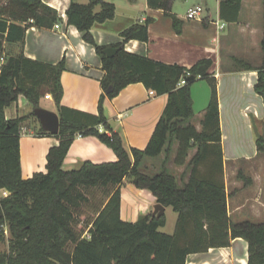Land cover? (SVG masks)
<instances>
[{
	"label": "trees",
	"instance_id": "16d2710c",
	"mask_svg": "<svg viewBox=\"0 0 264 264\" xmlns=\"http://www.w3.org/2000/svg\"><path fill=\"white\" fill-rule=\"evenodd\" d=\"M173 1L147 0L149 7L163 9L177 24V17L171 12ZM241 3L242 0H222L221 14L228 6L232 19H237ZM98 6L101 9L96 11ZM115 15V3L107 0H71L67 9L68 24L76 26L102 58L105 75L101 80L104 93L99 114L61 103L64 60L51 64L30 58L23 50L17 54L9 51L0 66V189L9 192L0 198V242L8 241V249L0 250V264H188L190 254L230 246L238 237L248 242V264H264V220L234 221L229 214L218 88L216 80L209 76L213 61L204 58L187 68L127 51L123 42L111 45L119 50L109 57L104 53L108 46L96 42L92 27ZM59 20L58 11L43 0H8L0 7V58L8 45L20 44L23 48L31 25L51 28ZM151 22L148 17L144 23L124 29V42L149 41ZM262 49L264 53V39ZM236 64L258 71L255 89L264 96V57L257 68L240 59H236ZM189 75L207 78L211 84L201 130L191 121L195 114L191 85L196 79L181 84ZM137 82L156 95L167 94L168 102L146 148L128 149L121 133L108 122L104 100ZM45 86L54 97L61 124L56 135L42 126L40 133L57 137L59 144L47 153L46 172L24 178L21 129L36 115L31 111L8 119L6 108L23 95L34 110L41 106V90ZM77 134L97 136L114 150L117 160H84L76 168L64 169ZM176 142L175 162L186 165L187 178L185 174L179 178L168 168ZM256 143L258 151H264L263 135L257 137ZM193 148L197 151L188 161ZM162 154L165 158L159 170H147L146 159ZM127 177L138 188L148 189L157 202L178 213L173 233L160 230L166 225V213L157 217L150 212L135 222L122 219V184ZM237 177L244 186L253 183V178L241 170Z\"/></svg>",
	"mask_w": 264,
	"mask_h": 264
},
{
	"label": "crops",
	"instance_id": "0c3cea01",
	"mask_svg": "<svg viewBox=\"0 0 264 264\" xmlns=\"http://www.w3.org/2000/svg\"><path fill=\"white\" fill-rule=\"evenodd\" d=\"M43 1L58 11L60 20L57 23L60 26L56 27L57 23L51 28L31 25L27 29L23 48L20 44L8 45V53L6 52L5 55L8 57L9 51L10 54H17L23 50L28 57L46 63L57 64L64 60L66 67L61 76L63 86L61 103L81 111L99 114V102L104 93L101 80L105 75L102 58L94 45L83 39L78 28L68 24L67 9L71 0ZM76 1L87 3L89 0ZM221 1L219 0L218 19L208 14L201 20H191L186 15L179 16L171 11L177 17V24L163 9L151 8L148 5L145 16L134 18L123 25L116 5L115 17L105 22H96L92 27V33L99 45L111 46L123 42L127 51L165 63L191 68L204 58L213 61L209 76L216 80L218 88L229 214L234 221L246 218L264 220L263 214L258 212L262 210L260 206H247L243 200L248 187L243 189L240 182L235 180L237 186L230 190L228 183L230 169L236 171L239 161L252 162L259 154L258 148L254 153H244L230 158L225 150L227 136L224 133V116H229L234 122L235 136L239 139L249 136L252 139L256 132L264 136V96L255 89L258 71L244 69L236 64V59H240L256 68L262 65L263 0H242L237 19H232L228 6H225V13L221 14ZM100 9V6L96 7V11ZM148 17L152 18L149 25V41L131 39L124 42L121 32L135 23H144ZM215 20H220L225 26L218 29ZM5 61L3 59L2 64ZM198 79L200 78L197 77L196 80ZM48 100L53 101L51 110L57 111L55 100L51 96ZM167 102V94H151L150 89L143 83L137 82L126 86L114 98L106 97L104 111L113 129L123 136L126 148L145 149ZM29 104L31 103L28 99L21 95L18 101L6 108V117L10 119L29 114ZM206 108L198 118V123L193 122L198 130L202 129L201 120ZM29 120H32V117ZM38 126L39 124L33 122L32 126L25 124L22 127L20 144L24 178H30L36 172H46L47 153L52 146L59 144L57 137L44 135L36 130ZM100 129L103 130L104 127L100 126ZM177 146V142L174 143L175 149L171 154L168 168L177 176L185 174L187 178L186 165L175 162ZM196 151V148L192 149L187 157L188 161ZM117 158L114 150L97 136L77 134L63 167L70 170L78 167L84 160L102 163L115 161ZM164 158L165 154L146 159L147 170L154 172L159 170ZM178 171L182 173L179 175ZM8 194L7 190L0 189V198ZM156 203V197L148 189L138 188L129 177L124 180L121 203L123 220L137 221L140 216L153 212ZM170 209L172 207H166V225L160 228L162 231L168 226ZM171 213L174 221L177 222L178 213H174L173 209ZM248 258V242L238 237L230 246L212 247L206 252L192 253L188 256L187 262L188 264H248Z\"/></svg>",
	"mask_w": 264,
	"mask_h": 264
},
{
	"label": "rangeland",
	"instance_id": "374dc122",
	"mask_svg": "<svg viewBox=\"0 0 264 264\" xmlns=\"http://www.w3.org/2000/svg\"><path fill=\"white\" fill-rule=\"evenodd\" d=\"M115 5L118 6V12L121 19V24H126L127 21H131L134 18H141L145 16V10L148 8L147 0H109ZM8 4V0H0V7ZM195 6H201L204 11L202 16L210 14L212 18L218 19V11H219V0H174L172 5V11L177 13L179 16H185L188 12V9ZM196 20V19H191ZM3 59L7 60L6 55L4 54L0 58V66L2 64ZM42 95L40 97V105L42 107L51 109L53 101L48 100L47 95L50 94L51 98L54 99L53 95L49 92V88L47 86L42 88ZM191 95L193 99V107L195 114L191 119L192 122L198 123V118L203 114V110L207 107L208 101L211 97V84L206 79H198L195 80L191 85ZM24 97V96H23ZM30 112L33 111L32 104H29ZM33 122L39 124L36 130L40 131L41 123L37 117H32V120H27L24 125H33ZM224 133L227 136L225 150L226 154L231 158L236 155H241L244 153H254L257 149V137L261 135L260 132L255 133V137L250 139L249 137H242V139L235 136V129L233 128L234 122L232 118L229 116H224ZM30 127V126H29ZM23 131V128L21 129ZM244 132V131H243ZM22 133V132H21ZM246 134V133H245ZM173 145V150H174ZM194 149V148H193ZM197 149V148H196ZM172 150V152H173ZM192 150H190L191 152ZM189 152V154H190ZM172 154V153H171ZM189 156V155H188ZM242 171L246 176L253 178V183L249 186H244V182L237 177L239 171ZM182 171H178L180 175ZM229 186L230 190L236 188L235 180H238L243 186V189H246L244 202L247 203V206L257 205L263 210L258 211L264 216V151H260L258 156L254 158L252 162L248 161H239L238 168L236 171H229ZM181 178V176H178ZM225 180L227 182L226 172H225ZM227 184V183H226ZM239 190V189H237ZM247 197V198H246ZM2 198V197H1ZM169 211V223L166 227L165 232L173 233L176 227V221H174V216ZM259 210V209H258ZM154 211V209H153ZM173 212V211H172ZM175 213V211H174ZM253 220H261L257 218H250ZM5 234L7 238L9 237L8 228L5 229ZM0 249L7 250L8 249V241L5 240L0 242Z\"/></svg>",
	"mask_w": 264,
	"mask_h": 264
},
{
	"label": "water",
	"instance_id": "95a60500",
	"mask_svg": "<svg viewBox=\"0 0 264 264\" xmlns=\"http://www.w3.org/2000/svg\"><path fill=\"white\" fill-rule=\"evenodd\" d=\"M119 48L108 46L104 49V53L109 56L113 57L117 52ZM196 79L195 75H189L185 78L186 82L194 81ZM112 88H110L107 92H109ZM34 114L39 119L41 126L48 132H50L53 135H56L60 131V116L57 111L39 106L34 108ZM166 212V206L157 202L154 206L153 215L160 217Z\"/></svg>",
	"mask_w": 264,
	"mask_h": 264
},
{
	"label": "built area",
	"instance_id": "2783aa9c",
	"mask_svg": "<svg viewBox=\"0 0 264 264\" xmlns=\"http://www.w3.org/2000/svg\"><path fill=\"white\" fill-rule=\"evenodd\" d=\"M204 9L201 6H195V7H191L189 8L186 16L189 19H203L202 13H203ZM215 25L218 27V29H222L225 26V23H221L220 20H215L214 21ZM60 24L57 23L56 27H59ZM185 78L182 79L181 84H185ZM151 94H155V92L153 90H151ZM48 98H50V94L47 95Z\"/></svg>",
	"mask_w": 264,
	"mask_h": 264
}]
</instances>
